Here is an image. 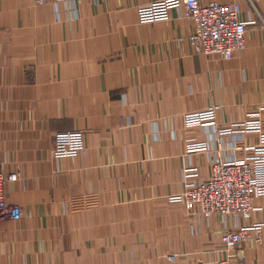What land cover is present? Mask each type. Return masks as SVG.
Returning a JSON list of instances; mask_svg holds the SVG:
<instances>
[{"label":"crops","instance_id":"0c3cea01","mask_svg":"<svg viewBox=\"0 0 264 264\" xmlns=\"http://www.w3.org/2000/svg\"><path fill=\"white\" fill-rule=\"evenodd\" d=\"M218 1L248 22L231 58L194 50L184 0H0V171L21 172L5 181L21 213L0 216V264H215L226 229L264 220V196L249 217L168 199L185 165L208 176L215 155L245 153L235 138L257 140L183 125L211 103L219 125L264 104V0ZM76 128L84 150L55 157V132ZM190 138L211 149L187 152ZM242 246L264 264V228Z\"/></svg>","mask_w":264,"mask_h":264},{"label":"built area","instance_id":"2783aa9c","mask_svg":"<svg viewBox=\"0 0 264 264\" xmlns=\"http://www.w3.org/2000/svg\"><path fill=\"white\" fill-rule=\"evenodd\" d=\"M47 1L35 0L38 4ZM184 3V15L193 22V32L189 39L196 52L231 58L247 47L248 22L240 16L242 7L239 2L184 0ZM218 108L219 104L211 103L199 110L186 111L183 114V125L187 128L212 127L220 137L235 132L242 135L255 133L257 140L241 145L240 137L235 138L233 147H242L245 153L228 158L215 155L208 176H202L195 164L185 165L182 171V190L170 194L168 199L182 202L188 210H195L198 215L206 218L215 213L249 217L254 210L262 209L261 205H254V199L264 196V104L227 125L218 124ZM84 148L82 129L55 132V157L76 156ZM185 149L187 152L207 151L211 149V144L206 139L190 138ZM20 177L21 172L18 170L8 174L0 171V216L15 217L21 213L20 206L8 202L5 196V181H15ZM263 228L264 220H256L226 229L222 233L226 253L215 264H247V254L242 243L253 237L261 242ZM170 257L174 260L175 254Z\"/></svg>","mask_w":264,"mask_h":264},{"label":"rangeland","instance_id":"374dc122","mask_svg":"<svg viewBox=\"0 0 264 264\" xmlns=\"http://www.w3.org/2000/svg\"><path fill=\"white\" fill-rule=\"evenodd\" d=\"M263 232V231H262ZM254 238V237H253ZM255 239V238H254ZM255 241H256V243H259L260 241H257L256 239H255ZM262 241V240H261ZM225 253H226V251H225Z\"/></svg>","mask_w":264,"mask_h":264}]
</instances>
